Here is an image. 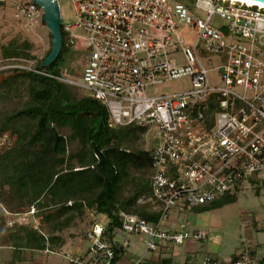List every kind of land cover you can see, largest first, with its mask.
Wrapping results in <instances>:
<instances>
[{
  "label": "built area",
  "instance_id": "built-area-1",
  "mask_svg": "<svg viewBox=\"0 0 264 264\" xmlns=\"http://www.w3.org/2000/svg\"><path fill=\"white\" fill-rule=\"evenodd\" d=\"M69 2L74 20L61 23V31L66 47L83 51L80 80L24 60L2 68L74 85L105 105L108 126L145 129L151 190L146 200L160 216L150 222L120 212L119 233L143 235L151 250L160 242L204 238L200 230H165L161 221L171 211H189L264 178V7L238 0H195L191 6L179 0ZM16 8L33 20L40 7L18 0ZM214 16L221 23L214 24ZM177 79L186 83L158 90ZM11 142L0 134V150ZM36 212L35 205L20 209L10 214V223L37 227ZM106 224L107 218L91 223L86 248L64 254L68 264H113L115 241L107 237ZM262 257L264 248L248 241L227 259L206 253L199 264H259Z\"/></svg>",
  "mask_w": 264,
  "mask_h": 264
},
{
  "label": "trees",
  "instance_id": "trees-1",
  "mask_svg": "<svg viewBox=\"0 0 264 264\" xmlns=\"http://www.w3.org/2000/svg\"><path fill=\"white\" fill-rule=\"evenodd\" d=\"M179 1L191 6L195 0ZM61 37L59 54L46 69L56 75L61 73L60 65L72 52L74 67L67 70L72 74L81 68L83 51L64 45L63 30ZM11 56L28 58L30 55L12 52ZM41 61H36L34 66L38 67ZM0 72L4 75L0 91L17 78L28 82L25 104L4 115L0 122V134L8 129L17 135V142L0 150V246L12 247L17 258L25 249L42 250L47 243L59 240V231L92 209L107 217L109 234L106 235L111 240L114 231L120 228V212L158 221L160 211L141 199L151 194L150 153L129 148L144 133L143 127L108 126L105 105L74 85L30 70L2 68ZM72 88L80 93H74ZM28 121L34 122L29 133L21 128ZM68 143H74V148L67 152ZM142 167L148 169L147 181L132 176L131 183L127 181L130 171ZM235 200L236 192L225 194L189 211L202 212ZM29 205L37 208V227L17 221L3 227L4 212ZM114 250L113 264L122 246L115 243ZM14 262L11 260L10 264ZM259 264H264V257Z\"/></svg>",
  "mask_w": 264,
  "mask_h": 264
},
{
  "label": "rangeland",
  "instance_id": "rangeland-1",
  "mask_svg": "<svg viewBox=\"0 0 264 264\" xmlns=\"http://www.w3.org/2000/svg\"><path fill=\"white\" fill-rule=\"evenodd\" d=\"M17 1L18 0H0V70L3 66L9 64V62L14 63L13 61L17 63L24 60L34 65L36 61L44 58L50 48V35L42 20L41 8L34 14L35 18L33 20H26V18L24 16L22 17L19 11H17ZM58 6L61 12V23L74 20L69 0H58ZM198 14L201 15V13ZM211 20L216 25L221 23V19L217 16L212 17ZM12 52L29 53L30 56L28 58L9 57V54ZM73 56L72 52L67 54L65 62L60 65V70L73 79L80 80V73L76 74V72H74L70 74V71H67L68 68L74 67L72 60H74L75 57ZM71 71L73 72V69H71ZM3 77L4 75L0 72V80H2ZM208 79L212 84H219V80L213 74H209ZM185 83L186 81L184 79L167 81L165 84L160 85L158 90L168 92L172 88L180 87V85H184ZM27 85L28 82L25 79L17 78L14 82H11L10 86L0 91V95H2L0 96V113H2V115H0V122L4 115L10 114L12 111L25 104L27 100ZM148 90L151 91V89ZM72 91L76 94L80 93L74 88H72ZM33 124V121H28L24 126H21V128H26L27 133H29V131L33 129ZM4 133L10 135L12 145L15 141L17 142V135L15 132L7 129V132ZM149 141L150 144H152V139L150 137ZM146 146L147 143L145 141L144 132L132 141L131 147L129 148L143 150ZM66 148L67 152L71 151L74 148V143H68ZM129 176L127 181L130 183L131 176L142 178L147 181L148 169L142 167L141 169L130 171ZM129 186H131V184ZM146 198L145 196L141 197L144 202L147 201ZM25 207L26 206L23 208ZM20 209L17 208L15 211H11L8 214L4 212L3 215L5 216L2 215L5 221H3V227H7L11 224L9 219H12L14 217L12 216L13 213ZM0 210L2 211L1 206ZM186 213L187 211H183L182 215H186ZM95 215L96 213L93 209L86 212L82 219L83 223L76 225L74 230L78 232L81 228H87L89 224L95 221ZM189 215L188 221L190 223H188L189 225L187 228L190 229L195 227L206 233V240L203 241V245L201 241H198V244L202 246H199V251H196L197 258L203 253L201 249H206L212 256L220 260L227 259L226 257L239 250L248 242L249 239L247 234H249L248 231L251 229L252 224L262 229L261 231L252 229V235L261 243L259 245L264 248V181L257 180L256 182L251 180L245 182L236 190V200L234 202L202 212H190ZM101 217L102 215L96 216L99 220H101ZM186 217L187 216H184V218ZM190 231L192 230L190 229ZM132 235L138 236V234ZM139 236L143 237V235ZM56 249L55 246H52V251L47 254L42 252H36L34 254H36L35 256H37V259L38 256L43 258L46 261L45 264H52L53 261H56L58 264H68L67 259L56 255L59 254ZM5 253H7V251ZM4 255L5 254L2 256L3 258L5 257Z\"/></svg>",
  "mask_w": 264,
  "mask_h": 264
},
{
  "label": "crops",
  "instance_id": "crops-1",
  "mask_svg": "<svg viewBox=\"0 0 264 264\" xmlns=\"http://www.w3.org/2000/svg\"><path fill=\"white\" fill-rule=\"evenodd\" d=\"M190 212L194 213L197 211H187L186 215H182V212L171 211L161 221V227L169 231L196 232L201 230L193 227L190 228L192 230L190 231V229L187 228V226L189 225L188 223H190L188 221ZM100 215H102L100 221H106L107 217L99 213L95 215V221L99 220L96 218V216ZM184 216L187 217L184 218ZM82 219L76 218L74 224L69 225L59 231L57 233L59 235V240L57 242L53 244L47 243L45 248H43L42 250L25 249L20 253L19 258H17L16 253H13L12 247L0 246V264H10L11 260H15V262L11 264H45L46 261L40 256H38L37 259V256H35L36 254L34 253L42 252L44 254H47L52 251V246H55L57 248L56 251L59 254L56 255L64 259H66V257L64 256L65 253L82 252L87 245L84 233L91 225L89 224L87 228L85 227L79 229V233L76 232V230L74 229L76 225H78L79 223H83ZM254 225L252 224L251 229H249L248 231V241L252 244L259 245L261 243L252 235V229L255 231H261L262 229L257 228ZM112 239L115 241V243L122 246V250L115 264H131L136 258H140L143 264H199L201 257L206 253H210L207 252L206 249H201L203 251L202 255L198 258L196 256V251H199V246H202L203 241L206 240V233L204 238L198 240L185 239L182 243L160 242L155 250L148 249L145 245L144 237L139 235H124L115 230ZM198 241H201L202 245H199ZM6 251L7 253H5ZM237 252L238 250L230 254L226 258L233 256ZM3 254H5L4 258L2 257ZM52 264L58 263L56 261H53Z\"/></svg>",
  "mask_w": 264,
  "mask_h": 264
},
{
  "label": "water",
  "instance_id": "water-1",
  "mask_svg": "<svg viewBox=\"0 0 264 264\" xmlns=\"http://www.w3.org/2000/svg\"><path fill=\"white\" fill-rule=\"evenodd\" d=\"M42 10V20L49 31L50 48L38 67L50 66L59 54L62 45L59 6L56 0H32ZM264 3V0H254Z\"/></svg>",
  "mask_w": 264,
  "mask_h": 264
},
{
  "label": "bare ground",
  "instance_id": "bare-ground-1",
  "mask_svg": "<svg viewBox=\"0 0 264 264\" xmlns=\"http://www.w3.org/2000/svg\"><path fill=\"white\" fill-rule=\"evenodd\" d=\"M238 1H242V2L247 3V4H254V5H258L260 7H264V3L254 1V0H238Z\"/></svg>",
  "mask_w": 264,
  "mask_h": 264
}]
</instances>
